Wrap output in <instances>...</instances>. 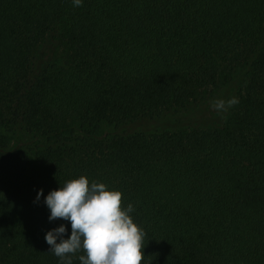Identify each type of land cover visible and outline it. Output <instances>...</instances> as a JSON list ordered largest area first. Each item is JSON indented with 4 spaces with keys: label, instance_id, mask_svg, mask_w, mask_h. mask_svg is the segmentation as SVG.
<instances>
[{
    "label": "trees",
    "instance_id": "1",
    "mask_svg": "<svg viewBox=\"0 0 264 264\" xmlns=\"http://www.w3.org/2000/svg\"><path fill=\"white\" fill-rule=\"evenodd\" d=\"M80 175L133 205L142 264H264V0H0V264H58L34 199Z\"/></svg>",
    "mask_w": 264,
    "mask_h": 264
},
{
    "label": "clouds",
    "instance_id": "2",
    "mask_svg": "<svg viewBox=\"0 0 264 264\" xmlns=\"http://www.w3.org/2000/svg\"><path fill=\"white\" fill-rule=\"evenodd\" d=\"M83 3L84 0H72L75 7ZM237 103V97L215 99L211 107L226 119L225 114ZM41 197L50 211V222L57 218L70 222V235L64 223L45 234L48 252L58 258V264H73V257L79 252L84 253L77 257L80 264H142L146 233L130 215L133 205L121 206L119 190L80 175L46 196L39 189L34 203Z\"/></svg>",
    "mask_w": 264,
    "mask_h": 264
},
{
    "label": "rangeland",
    "instance_id": "3",
    "mask_svg": "<svg viewBox=\"0 0 264 264\" xmlns=\"http://www.w3.org/2000/svg\"><path fill=\"white\" fill-rule=\"evenodd\" d=\"M225 97H223L224 99ZM185 114V113H184ZM179 114L177 115H170L165 118V116L162 117L161 120H156L152 122L151 124H148V127H145L148 130H155L157 128H175L176 126H181L188 124V119H179ZM187 118V117H186ZM194 119L195 115H193L190 119ZM218 121L221 120V116L217 118ZM134 126V125H133ZM135 128H139V126H134ZM7 134L11 136L10 138V145L9 148L15 149V151H20L21 149H25L29 145V140L31 139L29 135L21 134L18 135V131L13 130L11 128H6L4 130ZM115 132V129L113 127L107 126L106 127V133L104 132L102 136H110L112 133ZM8 148V149H9Z\"/></svg>",
    "mask_w": 264,
    "mask_h": 264
}]
</instances>
